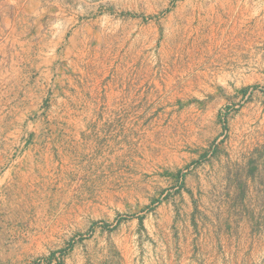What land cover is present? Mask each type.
<instances>
[{"label":"rangeland","instance_id":"obj_1","mask_svg":"<svg viewBox=\"0 0 264 264\" xmlns=\"http://www.w3.org/2000/svg\"><path fill=\"white\" fill-rule=\"evenodd\" d=\"M263 146L264 0H0V264H264Z\"/></svg>","mask_w":264,"mask_h":264},{"label":"bare ground","instance_id":"obj_2","mask_svg":"<svg viewBox=\"0 0 264 264\" xmlns=\"http://www.w3.org/2000/svg\"><path fill=\"white\" fill-rule=\"evenodd\" d=\"M194 16V15H193ZM187 20V19H186ZM189 20H192V19H189ZM189 20H188V22H189ZM202 21V20H201ZM200 21V22H201ZM188 22H186L185 21V26H184V28H183V30H182V32L180 33V35L182 34V33H188V31L189 30H191L193 27H191V25L188 23ZM199 22V23H200ZM191 23V22H190ZM202 23H204V21L202 22ZM220 24V23H219ZM218 24V25H219ZM201 25V24H200ZM204 25V24H203ZM208 25V24H207ZM193 26V25H192ZM203 29L204 27L202 26V27H197L196 26V28L195 29ZM214 28H215V26H214ZM218 28H219V26H218ZM181 31V30H180ZM201 33V32H200ZM214 33H216L215 31H214ZM189 34V33H188ZM196 34V33H195ZM195 34H194V36H195ZM197 34H199V33H197ZM196 34V35H197ZM202 35V34H201ZM199 36V35H198ZM197 36V37H198ZM204 36V35H203ZM202 36V37H203ZM190 37H188V35H187V37L186 36H184L183 34L178 38V42H179V46H177V48L179 47L180 49H190L191 51L193 50V47H195V46H197V45H199L201 42H200V39H189ZM196 38V37H195ZM203 39V38H202ZM203 42V41H202ZM176 44V43H175ZM170 52H172V51H170ZM193 52V51H192ZM169 55V54H168ZM190 56V55H189ZM169 57V56H168ZM169 59V58H168ZM183 65V64H182ZM185 65V64H184ZM181 66V65H180ZM188 67V66H187ZM168 83V82H167ZM76 101V100H75ZM72 130V129H71ZM67 131V130H66ZM81 131V130H80ZM92 131V130H91ZM94 132V131H93ZM67 133V132H66ZM85 133H86V131H85ZM65 134V133H64ZM68 134V133H67ZM66 134V135H67ZM72 133H70L69 135H71ZM84 134V133H83ZM82 134V135H83ZM89 134V133H88ZM87 134V135H88ZM93 134V133H92ZM60 135V134H59ZM74 135V134H73ZM95 135V134H94ZM60 136H62V135H60ZM96 136V135H95ZM59 137V136H58ZM57 137V138H58ZM74 137V136H73ZM76 137V136H75ZM81 137V136H80ZM85 137V136H84ZM90 137V136H89ZM88 137V138H89ZM97 137V136H96ZM66 138V137H65ZM59 139V138H58ZM61 139V138H60ZM77 139V138H76ZM85 139H87V138H85ZM94 139V138H93ZM63 140V139H62ZM68 140V139H67ZM88 140V139H87ZM83 141H85V140H83ZM89 141V140H88ZM62 142V141H61ZM63 142H64V140H63ZM75 142V141H74ZM79 142V141H78ZM77 142V143H78ZM82 142V141H81ZM65 143H66V141H65ZM64 143V144H65ZM87 143V142H86ZM75 144V143H74ZM83 144V143H82ZM60 145V144H59ZM66 145V144H65ZM73 145V144H72ZM78 145V144H77ZM63 146V145H62ZM68 146V145H67ZM78 147V146H77ZM70 148V147H69ZM63 149V148H62ZM66 149V148H65ZM72 149H73V147H72ZM75 149V148H74ZM47 150V149H46ZM77 150V149H76ZM48 151V150H47ZM74 151V150H73ZM44 152V151H43ZM49 152V151H48ZM62 152V151H61ZM64 152V151H63ZM66 152H68V151H66ZM82 152V151H81ZM39 153H41V152H39ZM60 153V152H59ZM46 154H47V152H46ZM65 154V153H64ZM80 154V153H79ZM78 154V155H79ZM68 155V154H67ZM77 155V156H78ZM39 156V155H38ZM47 156V155H46ZM55 156V155H54ZM47 157H49V156H47ZM58 157V156H57ZM56 157V158H57ZM62 157V156H61ZM70 158H71V156H70ZM51 159V158H50ZM52 159H53V157H52ZM51 159V160H52ZM72 159V158H71ZM36 160V159H35ZM38 160V159H37ZM57 160V159H56ZM34 161V160H33ZM40 161V160H39ZM50 161V160H49ZM67 161V160H66ZM74 161V160H73ZM41 162H42V159H41ZM33 163V162H32ZM35 163V162H34ZM69 163V162H68ZM28 164V163H27ZM41 165V164H40ZM44 165H46V163L44 164ZM24 166H25V164H24ZM23 166V167H24ZM28 166V165H27ZM52 166V165H51ZM57 166V165H56ZM63 166H64V164H63ZM34 167V166H33ZM38 167V166H37ZM43 167V166H42ZM67 167H68V165H67ZM46 168V167H45ZM49 168H51V167H49ZM58 168H60L59 167V165H58ZM41 169H43V168H41ZM65 168H63V170H64ZM66 169H69V168H66ZM40 170V169H39ZM47 170V169H46ZM51 171V170H50ZM54 171H55V169H54ZM60 171H62L61 169H60ZM40 172V171H39ZM48 172V171H47ZM55 173H56V171H55ZM60 173V172H59ZM36 174V173H35ZM39 174V173H38ZM52 174V173H51ZM61 174V173H60ZM29 175V174H28ZM54 175V174H53ZM62 175V174H61ZM23 176H25V175H23ZM38 176V175H37ZM40 176V175H39ZM48 176V175H47ZM52 177V176H51ZM35 179H36V177H34ZM42 179V178H41ZM51 179V178H50ZM55 179V178H54ZM53 180V179H52ZM59 180H61L60 178H59ZM39 181V180H38ZM51 181V180H50ZM26 182V181H25ZM30 182V181H29ZM43 182V181H42ZM40 183V182H39ZM50 183V182H49ZM52 183V182H51ZM38 184V183H37ZM42 184V183H41ZM18 185H20V184H18ZM30 185V184H29ZM54 186V185H53ZM16 187V186H15ZM19 187V186H18ZM30 187V186H29ZM44 187V186H43ZM50 187V186H49ZM55 187V186H54ZM25 188H27V186H25ZM52 188V187H51ZM20 189V188H19ZM34 189V188H33ZM46 189V188H45ZM25 190V189H24ZM32 191V190H31ZM55 191V190H54ZM21 192V191H20ZM28 193V192H27ZM54 193V192H53ZM18 194V193H17ZM26 194V193H25ZM29 194H30V192H29ZM34 194V193H33ZM39 194V193H38ZM47 194V193H46ZM50 194V193H49ZM19 195V194H18ZM31 195V194H30ZM38 196V195H37ZM46 196V195H45ZM40 197V196H39ZM50 197V196H49ZM26 198V197H25ZM27 200V199H26ZM29 200V199H28ZM40 200V199H39ZM56 227V226H55Z\"/></svg>","mask_w":264,"mask_h":264},{"label":"crops","instance_id":"obj_3","mask_svg":"<svg viewBox=\"0 0 264 264\" xmlns=\"http://www.w3.org/2000/svg\"><path fill=\"white\" fill-rule=\"evenodd\" d=\"M81 20H83V18H81ZM85 20H89V18H86ZM92 27H96V24L94 25V24H92ZM91 111V110H90ZM93 113H95L96 115L100 112L99 110H94V111H92ZM91 115V114H90ZM92 115H94V114H92Z\"/></svg>","mask_w":264,"mask_h":264},{"label":"trees","instance_id":"obj_4","mask_svg":"<svg viewBox=\"0 0 264 264\" xmlns=\"http://www.w3.org/2000/svg\"><path fill=\"white\" fill-rule=\"evenodd\" d=\"M260 154H261V156H262V158H263V163H264V146H263V149H262V151L260 152ZM139 223L141 224V221H139Z\"/></svg>","mask_w":264,"mask_h":264}]
</instances>
